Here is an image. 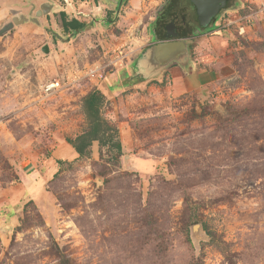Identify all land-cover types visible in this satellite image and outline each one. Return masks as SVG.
<instances>
[{"label": "rangeland", "instance_id": "1", "mask_svg": "<svg viewBox=\"0 0 264 264\" xmlns=\"http://www.w3.org/2000/svg\"><path fill=\"white\" fill-rule=\"evenodd\" d=\"M89 1L0 0V29L55 4L0 36V264H264V0H237L217 31L189 27L185 67L126 88L169 0H130L105 24L120 0ZM70 6L87 15L76 35ZM96 88L119 159L67 144Z\"/></svg>", "mask_w": 264, "mask_h": 264}, {"label": "water", "instance_id": "2", "mask_svg": "<svg viewBox=\"0 0 264 264\" xmlns=\"http://www.w3.org/2000/svg\"><path fill=\"white\" fill-rule=\"evenodd\" d=\"M196 6L198 20L203 28H207L218 13L226 7L228 0H191ZM54 3H43L40 9L36 11L34 17H26L23 14H16L12 21L6 23L0 29V36L13 30L16 26L29 22L41 25L40 17L47 16ZM174 25L168 27V40L156 42L146 47L139 57L135 60L134 67L131 70L129 80L142 79L149 81L158 78L166 69L173 64L185 67L190 61L191 49L186 39L178 38V35L172 33ZM43 52L50 53V48L45 45ZM195 231L198 230L196 226Z\"/></svg>", "mask_w": 264, "mask_h": 264}, {"label": "trees", "instance_id": "3", "mask_svg": "<svg viewBox=\"0 0 264 264\" xmlns=\"http://www.w3.org/2000/svg\"><path fill=\"white\" fill-rule=\"evenodd\" d=\"M62 29L65 33L70 35H76L87 28L86 23L79 22L78 20L70 21L67 18V14L62 12L60 14ZM221 24L216 23L211 28V31H217L221 29ZM47 32L52 33L51 30ZM157 34V32H156ZM158 40L155 42L166 41L163 33L159 32ZM188 36H181V38H186ZM156 38V39H157ZM130 73L128 70H124L117 78L118 84L121 88H126L131 86L133 83L129 81ZM140 83L143 82L139 79ZM82 112L85 118L86 127L84 131L75 137L74 139H68L67 142L70 144L79 158L87 157L90 154V149L94 142H98L102 147H110L116 150V159L122 156V144L118 138V129L112 125L105 117L104 111L108 105V100L105 94L98 88L93 89L88 94H86L82 100ZM62 163V161H58ZM207 227L204 226V230ZM213 243L216 242L215 238L211 236Z\"/></svg>", "mask_w": 264, "mask_h": 264}, {"label": "flooded vegetation", "instance_id": "4", "mask_svg": "<svg viewBox=\"0 0 264 264\" xmlns=\"http://www.w3.org/2000/svg\"><path fill=\"white\" fill-rule=\"evenodd\" d=\"M129 1L130 0H120L118 6H116V5L110 6V7L114 6V8H115L114 18L107 19V20H105L104 18H100V19L96 18L95 23L101 22V24H105L108 21L114 22L115 18H117V16H118V12H119L120 8H122V6L126 2H129ZM87 2H90V1L87 0ZM237 2H238L237 0H228L226 7L223 8L215 18H213L210 25L207 28H203L200 25V22L198 20L196 6L191 2V0H169L168 3L170 5L168 4L167 6H164L162 9H159L156 12L154 18H152V22L149 23V26L155 27L154 28L155 37L159 36L158 34H159V32H161V33H163L164 37L168 40L169 39L168 38V27L170 25H174L175 29L172 31V33L177 34L178 38H180V39H185V38H181V36H188L189 35L188 34V28L189 27L198 26L197 29H193V31H192L193 34L196 31H202V30L205 31V30L212 28L214 25H216V23L220 22V20L224 14L228 13V11L233 8L232 4L233 3L236 4ZM93 3L98 4L99 8H103V9L108 10V11L110 10V7H106L105 5H103L100 2V0H95V2H93ZM73 4L74 3L72 1V4L70 3V5H73ZM70 7H72V11L74 13V15L71 17L70 21L78 20L79 22L83 23L84 19L81 17L87 16V15L83 12H79V11L76 12L75 8H73L74 6H70ZM66 10L64 9V11H65L64 13H67ZM109 13L111 14V12H109ZM47 16H45L46 20L48 19ZM156 32H157V34H156ZM186 38H189V36Z\"/></svg>", "mask_w": 264, "mask_h": 264}, {"label": "built area", "instance_id": "5", "mask_svg": "<svg viewBox=\"0 0 264 264\" xmlns=\"http://www.w3.org/2000/svg\"><path fill=\"white\" fill-rule=\"evenodd\" d=\"M93 72H94L93 70L87 71L85 75L86 76L92 75L91 73H93ZM63 87H64V85H63V83H61V81L54 80V81H51L49 84L45 85V93H46V95L54 94V93L60 91L61 89H63Z\"/></svg>", "mask_w": 264, "mask_h": 264}, {"label": "crops", "instance_id": "6", "mask_svg": "<svg viewBox=\"0 0 264 264\" xmlns=\"http://www.w3.org/2000/svg\"><path fill=\"white\" fill-rule=\"evenodd\" d=\"M55 6V5H54ZM54 8V7H53ZM52 8V9H53ZM48 17V16H47ZM44 25V24H43ZM149 26V25H148ZM151 37V40H153V42L156 40V37H155V33H154V31H153V34L150 36ZM156 43V42H155ZM134 67V66H133ZM132 67V68H133ZM129 73H131V71L129 70ZM68 144V143H67ZM70 145V144H69ZM72 147V146H71ZM73 148V147H72ZM76 153V152H75Z\"/></svg>", "mask_w": 264, "mask_h": 264}]
</instances>
